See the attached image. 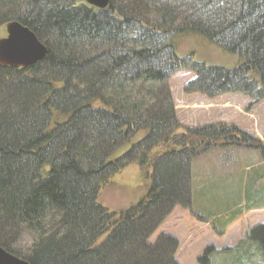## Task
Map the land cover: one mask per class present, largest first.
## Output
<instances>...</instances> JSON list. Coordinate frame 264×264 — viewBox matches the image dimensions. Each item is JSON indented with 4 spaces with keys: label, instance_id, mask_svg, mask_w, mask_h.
Here are the masks:
<instances>
[{
    "label": "trees",
    "instance_id": "obj_1",
    "mask_svg": "<svg viewBox=\"0 0 264 264\" xmlns=\"http://www.w3.org/2000/svg\"><path fill=\"white\" fill-rule=\"evenodd\" d=\"M11 20L47 51L23 68L0 65V247L29 264H179L173 236L148 239L173 206L191 207L193 158L218 145L264 160V140L221 124L177 133L168 79L190 68L187 90L264 98V0H0V26ZM188 34L236 67L179 56L174 39ZM157 145L165 150L151 156ZM134 162L150 165L147 194L111 212L100 185ZM247 238L264 253L263 225Z\"/></svg>",
    "mask_w": 264,
    "mask_h": 264
},
{
    "label": "rangeland",
    "instance_id": "obj_2",
    "mask_svg": "<svg viewBox=\"0 0 264 264\" xmlns=\"http://www.w3.org/2000/svg\"><path fill=\"white\" fill-rule=\"evenodd\" d=\"M5 35V26H0V37ZM174 44L179 56L190 57L206 65L235 68L238 63L235 55L221 50L202 36L177 35ZM194 75L190 68H180L168 79L174 112L181 124L177 133L187 128L221 124L237 127L263 142L264 98L254 102L239 91L209 96L198 90H187L185 84ZM228 147L216 145L193 158L191 188L193 191L195 188L194 194L197 195L199 187L196 181L202 182L205 196H199V204L193 200L191 207L173 206L148 239L153 243L162 233L173 236L177 243L174 255L179 264H200L199 256L209 247L212 250L208 252V264H264L263 251L247 238L255 224L264 226V209L246 210L249 206L264 205L261 200V191L264 192L263 156L256 149ZM164 150L157 145L151 156ZM150 171L147 164L143 167L136 162L127 165L100 185L99 203L111 212L134 205L147 194ZM220 196L223 199L219 202L209 200ZM237 200H243L241 207L233 209L231 204ZM19 244L28 248L29 238L24 237ZM244 250L249 255L236 261Z\"/></svg>",
    "mask_w": 264,
    "mask_h": 264
},
{
    "label": "water",
    "instance_id": "obj_3",
    "mask_svg": "<svg viewBox=\"0 0 264 264\" xmlns=\"http://www.w3.org/2000/svg\"><path fill=\"white\" fill-rule=\"evenodd\" d=\"M90 6L102 9L108 0H85ZM5 37H0V65L23 68L42 60L47 48L24 24L15 20L5 23ZM0 264H29L0 247Z\"/></svg>",
    "mask_w": 264,
    "mask_h": 264
},
{
    "label": "crops",
    "instance_id": "obj_4",
    "mask_svg": "<svg viewBox=\"0 0 264 264\" xmlns=\"http://www.w3.org/2000/svg\"><path fill=\"white\" fill-rule=\"evenodd\" d=\"M229 148V147H228ZM253 149V148H252ZM229 152V151H228ZM263 179V177H261V180ZM196 183H197V186L199 187L198 189H197V195L196 194H194L195 193V188H194V191H193V189H192V192H191V195H192V201L194 200V202H198V204H199V196H202V197H204L205 196V194H204V185H203V183L202 182H200V181H196ZM201 184V185H200ZM205 184V183H204ZM263 187V186H262ZM262 192V195H261V200L264 202V192L263 191H261ZM242 193V192H241ZM207 198V197H206ZM211 199H209L210 200V202H219V201H221L220 199H223V197L222 196H220V197H210ZM242 201L243 200H237L236 202H234L233 204H231V206H233V209H238V208H240L241 207V203H242ZM212 202V203H213ZM231 206L229 207L230 209H231ZM229 208H227L226 210H230ZM232 209V210H233ZM255 209H264V205H254V206H249V207H247V209L246 210H254L255 211ZM214 217V216H213ZM213 222H215V221H213ZM216 224H217V221H216ZM256 225V224H255Z\"/></svg>",
    "mask_w": 264,
    "mask_h": 264
}]
</instances>
